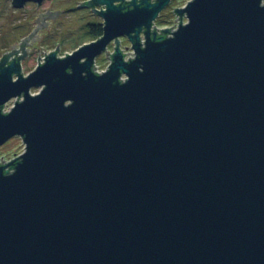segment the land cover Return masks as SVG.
Here are the masks:
<instances>
[{"label": "water", "instance_id": "95a60500", "mask_svg": "<svg viewBox=\"0 0 264 264\" xmlns=\"http://www.w3.org/2000/svg\"><path fill=\"white\" fill-rule=\"evenodd\" d=\"M153 1L80 3L102 36L26 77L61 12L3 54L0 147L25 149L0 166V264H264V0H192L173 32Z\"/></svg>", "mask_w": 264, "mask_h": 264}, {"label": "rangeland", "instance_id": "374dc122", "mask_svg": "<svg viewBox=\"0 0 264 264\" xmlns=\"http://www.w3.org/2000/svg\"><path fill=\"white\" fill-rule=\"evenodd\" d=\"M85 1L87 0H48L41 6L28 3L24 8L16 10L11 5L12 0H0V60L3 54L12 51L10 46L17 44L14 49H20L19 44L21 40L29 37L38 26L34 22L39 17L38 15L46 13L48 10L51 12L60 11L61 13L53 21H47L48 23L51 22L47 24L48 29L42 27L35 33V36L42 37L40 40L31 42V39H29L28 45L24 46V51L31 50L27 58H23L25 60L23 61L21 72L24 77L28 76L38 67V57L40 58L39 63L43 64L45 55L47 56L51 52L56 51L58 44V57H64L79 47L91 43L90 38L86 36L87 25L92 23L102 24L103 21L91 9L77 8L80 3ZM190 1L192 0H171L169 6L160 13L155 21L156 26L155 24L154 26L158 30L175 29L179 25L180 20H177L178 17L173 11L184 7ZM99 9L97 7V10ZM186 21V18L181 19L182 24H185ZM119 41L121 50L126 54V57L133 56L129 41L126 38H120ZM114 48V43L108 46L107 51L110 55L113 54ZM21 52L22 50H19L18 53L21 55ZM110 63L111 60L106 58V54L103 53L95 60L96 70L103 73L107 70ZM39 90L31 89L30 94L35 95ZM16 101L17 99H13L8 102L3 112H8ZM18 101L20 100L18 99ZM24 149L25 146L21 138L15 137L10 139L0 147V166H4L18 158L24 152Z\"/></svg>", "mask_w": 264, "mask_h": 264}, {"label": "trees", "instance_id": "16d2710c", "mask_svg": "<svg viewBox=\"0 0 264 264\" xmlns=\"http://www.w3.org/2000/svg\"><path fill=\"white\" fill-rule=\"evenodd\" d=\"M160 22V21H158ZM156 26V23H154ZM102 24L101 23H92L87 25L86 36L90 38V42L96 41L102 36Z\"/></svg>", "mask_w": 264, "mask_h": 264}, {"label": "flooded vegetation", "instance_id": "af4514ba", "mask_svg": "<svg viewBox=\"0 0 264 264\" xmlns=\"http://www.w3.org/2000/svg\"><path fill=\"white\" fill-rule=\"evenodd\" d=\"M87 1H89V0H87ZM87 1H85V2H87ZM125 5H127V4H125ZM49 22V21H48ZM41 24V23H40ZM41 26H44V24H41ZM18 47V46H17ZM15 51V50H14ZM16 51H18V50H16ZM6 54H13V50L12 51H9V52H7ZM4 57V56H3ZM2 57V58H3ZM22 57V55L20 56V54L18 53V54H13L11 57H10V60H9V62L10 61H12V60H15V59H17V58H21ZM25 59H23L22 58V60L20 61V65H21V68H22V64H23V61H24ZM8 62V63H9Z\"/></svg>", "mask_w": 264, "mask_h": 264}, {"label": "built area", "instance_id": "2783aa9c", "mask_svg": "<svg viewBox=\"0 0 264 264\" xmlns=\"http://www.w3.org/2000/svg\"><path fill=\"white\" fill-rule=\"evenodd\" d=\"M152 1H153V0H152ZM153 2H154V1H153ZM177 27H178V26H177ZM177 27H176L175 29H173V30H171V29H170V30L173 32V31H175V30L177 29ZM132 55H133V54H132ZM133 57H134V55L131 56V57H129V58H127L126 55H125V61H129V59H132ZM96 69H97V68H96ZM96 72H97V73H100V72H98L97 70H96Z\"/></svg>", "mask_w": 264, "mask_h": 264}]
</instances>
